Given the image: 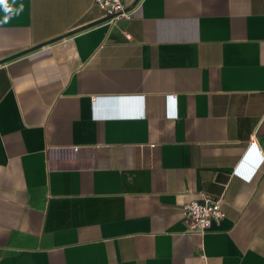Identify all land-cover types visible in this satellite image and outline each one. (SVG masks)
I'll return each mask as SVG.
<instances>
[{
  "label": "crops",
  "instance_id": "crops-1",
  "mask_svg": "<svg viewBox=\"0 0 264 264\" xmlns=\"http://www.w3.org/2000/svg\"><path fill=\"white\" fill-rule=\"evenodd\" d=\"M125 3L0 0V264H264V0Z\"/></svg>",
  "mask_w": 264,
  "mask_h": 264
},
{
  "label": "built area",
  "instance_id": "built-area-1",
  "mask_svg": "<svg viewBox=\"0 0 264 264\" xmlns=\"http://www.w3.org/2000/svg\"><path fill=\"white\" fill-rule=\"evenodd\" d=\"M94 3L101 9L103 16L112 24L119 19H129L131 12L126 8L125 0H94ZM128 36V35H126ZM254 147L250 148V151ZM258 165H264V156L259 155L248 171L244 172L242 168L235 167L233 174H238L246 180H250L258 168ZM225 216L223 201L221 196L212 197L202 195L200 198L190 199L181 207V217L186 226V231L190 233L203 234L206 232L212 222L220 221Z\"/></svg>",
  "mask_w": 264,
  "mask_h": 264
},
{
  "label": "water",
  "instance_id": "water-1",
  "mask_svg": "<svg viewBox=\"0 0 264 264\" xmlns=\"http://www.w3.org/2000/svg\"><path fill=\"white\" fill-rule=\"evenodd\" d=\"M60 38H61V37H56V38L50 39V40H48V41H45V42L39 43V44H37V45H34V46H32V47H28L27 49H24V50H22V51H19V52H17V53H14V54H12V55H9V56L5 57L4 59H1V60H0V63H1L2 61H4V60H7V59H10V58H13V57H15V56H17V55H20V54H22V53H24V52H27V51H29V50L35 48V47H38V46H41V45H44V44L50 43V42H52V41H54V40H57V39H60ZM121 100L124 101V102L131 103L132 98H130V97H126V98H123V99H121ZM111 101H116V102H118V99H111ZM93 151H94L93 148H79V147H78L76 150H74V149H70V148H67V149H58V150H55V153L60 154V155H62L63 157H80V156H84V155H86V156H93V153H94Z\"/></svg>",
  "mask_w": 264,
  "mask_h": 264
},
{
  "label": "clouds",
  "instance_id": "clouds-1",
  "mask_svg": "<svg viewBox=\"0 0 264 264\" xmlns=\"http://www.w3.org/2000/svg\"><path fill=\"white\" fill-rule=\"evenodd\" d=\"M258 167H259V165H258Z\"/></svg>",
  "mask_w": 264,
  "mask_h": 264
}]
</instances>
